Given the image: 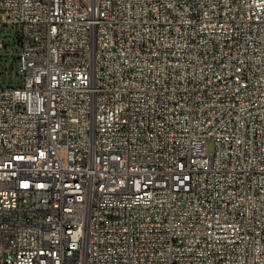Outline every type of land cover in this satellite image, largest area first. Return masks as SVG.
<instances>
[{
  "label": "built area",
  "instance_id": "obj_1",
  "mask_svg": "<svg viewBox=\"0 0 264 264\" xmlns=\"http://www.w3.org/2000/svg\"><path fill=\"white\" fill-rule=\"evenodd\" d=\"M0 264H264V0H0Z\"/></svg>",
  "mask_w": 264,
  "mask_h": 264
},
{
  "label": "rangeland",
  "instance_id": "obj_2",
  "mask_svg": "<svg viewBox=\"0 0 264 264\" xmlns=\"http://www.w3.org/2000/svg\"><path fill=\"white\" fill-rule=\"evenodd\" d=\"M4 50L7 53V57L10 60H13L15 58V55H16V52H17V47L14 46V44L5 47ZM214 147H215L214 140H212V139L207 140V142H206V150L208 152H211V151L214 150Z\"/></svg>",
  "mask_w": 264,
  "mask_h": 264
},
{
  "label": "bare ground",
  "instance_id": "obj_3",
  "mask_svg": "<svg viewBox=\"0 0 264 264\" xmlns=\"http://www.w3.org/2000/svg\"><path fill=\"white\" fill-rule=\"evenodd\" d=\"M79 192H88V184L79 185ZM68 230H76V223H68Z\"/></svg>",
  "mask_w": 264,
  "mask_h": 264
}]
</instances>
